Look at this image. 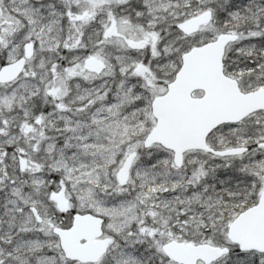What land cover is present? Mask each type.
Here are the masks:
<instances>
[{
    "label": "snow or ice",
    "instance_id": "6c2138e0",
    "mask_svg": "<svg viewBox=\"0 0 264 264\" xmlns=\"http://www.w3.org/2000/svg\"><path fill=\"white\" fill-rule=\"evenodd\" d=\"M0 264H264V0H0Z\"/></svg>",
    "mask_w": 264,
    "mask_h": 264
}]
</instances>
